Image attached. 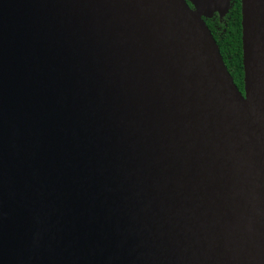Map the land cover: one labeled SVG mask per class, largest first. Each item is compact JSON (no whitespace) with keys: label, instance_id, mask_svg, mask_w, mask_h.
Returning a JSON list of instances; mask_svg holds the SVG:
<instances>
[{"label":"water","instance_id":"obj_1","mask_svg":"<svg viewBox=\"0 0 264 264\" xmlns=\"http://www.w3.org/2000/svg\"><path fill=\"white\" fill-rule=\"evenodd\" d=\"M230 4L0 0V264H264V0L243 92Z\"/></svg>","mask_w":264,"mask_h":264},{"label":"trees","instance_id":"obj_2","mask_svg":"<svg viewBox=\"0 0 264 264\" xmlns=\"http://www.w3.org/2000/svg\"><path fill=\"white\" fill-rule=\"evenodd\" d=\"M211 34L219 46L220 53L237 87L243 92V64L241 40V0H231L226 15L204 17Z\"/></svg>","mask_w":264,"mask_h":264},{"label":"flooded vegetation","instance_id":"obj_3","mask_svg":"<svg viewBox=\"0 0 264 264\" xmlns=\"http://www.w3.org/2000/svg\"><path fill=\"white\" fill-rule=\"evenodd\" d=\"M189 5L192 7V4L188 1Z\"/></svg>","mask_w":264,"mask_h":264}]
</instances>
